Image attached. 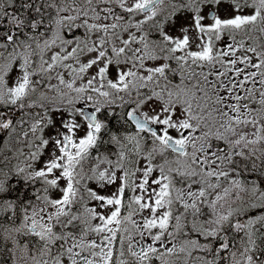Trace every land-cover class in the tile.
<instances>
[{"label": "snow or ice", "instance_id": "obj_1", "mask_svg": "<svg viewBox=\"0 0 264 264\" xmlns=\"http://www.w3.org/2000/svg\"><path fill=\"white\" fill-rule=\"evenodd\" d=\"M228 2L232 14L222 16V0H0V133L9 137L0 165L10 161L6 150L24 158L0 167V195L23 185L0 199V242H11L13 256L19 250L31 264H264V0ZM180 13L190 23L170 35L165 26ZM117 100L131 107L137 131L123 139L132 147L112 135L115 160L93 157L106 128L97 114ZM51 111L68 118L56 127ZM117 180L110 196L86 183ZM126 189L134 193L127 200Z\"/></svg>", "mask_w": 264, "mask_h": 264}, {"label": "flooded vegetation", "instance_id": "obj_2", "mask_svg": "<svg viewBox=\"0 0 264 264\" xmlns=\"http://www.w3.org/2000/svg\"><path fill=\"white\" fill-rule=\"evenodd\" d=\"M3 29L0 28V32H2ZM175 64V62H172ZM179 79L178 77V73L176 74V76L173 78V83H177V80ZM143 91V90H142ZM121 95H124L125 96V99H127V95L125 93H121ZM133 95H135V93L133 92ZM81 106V105H79ZM108 110V107L106 108ZM131 109V107H129V110ZM99 115V118L100 120L106 125V128L102 129L101 130V134H100V137H101V140L104 142L100 145L99 149H92L91 150V155L94 157L98 154L100 155H104V156H108L110 159H113L115 160L116 158V153H118L121 149L119 147V145L111 142V136L112 135H116L117 137H120L121 138V142L124 143V144H127V146L130 148L132 147L131 144H128V142L126 140L123 139L124 136L128 135V134H134L137 130L135 128V126L133 124H131L128 119L126 118V121L125 124L124 123H121V125H116V121L118 119V117H112L111 115L108 116L107 114H103V113H98ZM116 119V120H115ZM113 120V121H111ZM106 122V123H105ZM114 122V125H112V128H109V124ZM114 127H118V128H113ZM27 127V126H26ZM114 130V131H113ZM113 131V132H112ZM53 134L52 130H51V135ZM79 135H83V132H80ZM143 135V134H142ZM7 138H9L7 136V134H4V133H0V147L2 145V143L4 142V140H6ZM51 148L52 146L49 145V147L47 148V155H49V153L51 152ZM126 150V149H125ZM3 155H6V156H9L10 157V161L9 163L5 166V165H0V167H5L6 170L8 168H12L13 165H16V164H20L21 166H23V159H16V158H13L12 157V153L11 152H7L5 151L3 153ZM48 157L44 158V159H41L40 160V163L37 165L35 164L34 166L36 168H39L42 166V163L44 160H46ZM134 158V157H133ZM157 160H159V158H157ZM144 163L143 160H141V165ZM89 164H91V161L89 162ZM89 164H86L85 166V170L87 171V168L89 166ZM94 166V165H93ZM106 165H101V170H103V168L105 167ZM117 175L119 176L120 173L118 172ZM139 175V174H138ZM137 180V177L135 178ZM12 183H15V181L13 180ZM64 182L61 181V184H63ZM88 187H91L93 188L94 190H96L99 194L101 195H112V193H114L117 189V187L119 186L120 184V181L117 180L116 184L114 185H111V186H107L105 185L103 188L99 187L98 183L96 181H87L86 182ZM23 185L20 186V188H22ZM36 187H40V184L39 182L36 184ZM20 188H17L15 191H10L8 193H5L3 195H0V199H7V198H15L16 195H17V191H20ZM52 194V193H51ZM134 193H132L130 190L126 189L125 190V199L127 200L129 196L133 195ZM135 194H138V190ZM26 198H27V193L25 194ZM87 205L88 207H97V211H101V209L98 207V202L96 201H87ZM177 207H180L179 205H177ZM205 208H207L205 206ZM181 211L183 210L182 208L180 209ZM105 211V214H108V210H104ZM122 214H124L123 210H122ZM145 215H147V212H145ZM136 219H140V217H134ZM246 217H243L241 219H245ZM0 223H5L7 224V217H4V218H0ZM18 223V222H17ZM93 223H97V221H93ZM229 235L233 238V239H238L239 237L232 234L231 233V230H229ZM240 236H242L243 234H239ZM203 242V241H202ZM10 245L12 246L11 242H10ZM13 247V246H12ZM31 247V245H30ZM18 252L19 250H17L15 252V255L13 256L12 253H10V263L11 264H14V260H15V264L17 263V260H18ZM220 255L223 257V256H226V253H220ZM212 257L211 256H208V259H211ZM153 264H160L159 260H154L153 261Z\"/></svg>", "mask_w": 264, "mask_h": 264}, {"label": "rangeland", "instance_id": "obj_3", "mask_svg": "<svg viewBox=\"0 0 264 264\" xmlns=\"http://www.w3.org/2000/svg\"><path fill=\"white\" fill-rule=\"evenodd\" d=\"M221 6L223 7L222 9H221ZM212 7H213V6H211V5L205 7L204 12L207 13V12L209 11V9L212 8ZM216 7L218 8V10H219V12H220V14H221L222 16H225V15H231V14H232V7H231V5H230V6H227V2H226L225 0H222V3H221L219 6H216ZM137 18L140 19V18H142V17H137ZM175 20H176V23H175V24H171V23H169L168 25L165 26V31H167L170 35L177 36V35L180 34V33H179V28H180L182 25H185V24L190 23L191 16H190L189 13H180V14H178V15L175 17ZM193 49L195 50L194 47H193ZM45 59H48V54L45 55ZM94 71H95V69L90 70V74H91V72H94ZM12 75L15 76V71L13 72ZM68 78H69V77H68V74L65 73V79H68ZM36 79H39V77H36ZM86 79H87V77H86ZM9 82L11 83V80H10ZM49 83H51V84H57V83H58V81L54 78V74H53V79H52L51 81H49ZM79 83H81V81H78V82H77V86H79ZM61 87H62V86H61ZM46 88H47V87L44 86V87L42 88V90L45 91ZM55 95H56L55 92H53V93L51 94V96H55ZM143 110H146V109H143ZM118 114H120L119 111H118ZM49 115H51L53 121L55 122L56 127H59V125H60V120H61L62 118H63V119H67V118H68V113H67V112H56V111H51V112H49ZM77 120L79 121L80 118L77 117ZM51 130H52L53 133L55 132V128H52V127H49L48 129L45 130V133H44L45 138H47L48 136L51 135ZM172 133L175 134V135H177V133H176L175 131H172ZM8 141H9V139L4 140V142H8ZM1 147H3V143H2V145H1ZM10 147H11V148H14V147H15V145L13 144V141L10 143ZM47 150H48V149H45L44 154L41 156L40 160H41V159H44V158H46V157H48V155H47ZM6 151H7V150H6ZM25 151H27V149H25ZM7 152H11V151H7ZM11 153H12V152H11ZM8 157H9V156H8ZM39 163H40V162H38V163H36V164L38 165ZM195 187H198V186H195ZM52 194H53V196H55V197H57V196L60 195L59 192H55V191H54ZM258 244H260L261 247L264 248V247H263V246H264V243L262 244V242H259ZM9 255H10V251H9Z\"/></svg>", "mask_w": 264, "mask_h": 264}, {"label": "trees", "instance_id": "obj_4", "mask_svg": "<svg viewBox=\"0 0 264 264\" xmlns=\"http://www.w3.org/2000/svg\"><path fill=\"white\" fill-rule=\"evenodd\" d=\"M112 117L114 118V116H112ZM111 121H113V120H111ZM124 121H126L125 112L120 111V114H119L118 119L116 121V125H121V123L125 124ZM112 125H114V122L109 124V128H112ZM113 128H118V127L113 126ZM18 193H19V191H17V195H18ZM260 232L264 233V228H260ZM260 241L262 242V244L264 243V241H262V240H260ZM0 264H10L9 250L7 248V245H5L2 242H0Z\"/></svg>", "mask_w": 264, "mask_h": 264}]
</instances>
